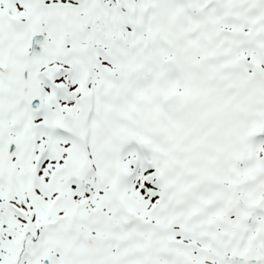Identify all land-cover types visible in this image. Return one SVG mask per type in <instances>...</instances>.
<instances>
[{"label":"snow or ice","instance_id":"1","mask_svg":"<svg viewBox=\"0 0 264 264\" xmlns=\"http://www.w3.org/2000/svg\"><path fill=\"white\" fill-rule=\"evenodd\" d=\"M0 264H264V0H0Z\"/></svg>","mask_w":264,"mask_h":264}]
</instances>
